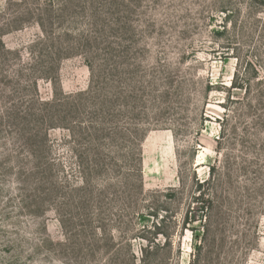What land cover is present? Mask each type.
<instances>
[{
    "label": "rangeland",
    "instance_id": "rangeland-1",
    "mask_svg": "<svg viewBox=\"0 0 264 264\" xmlns=\"http://www.w3.org/2000/svg\"><path fill=\"white\" fill-rule=\"evenodd\" d=\"M201 244L264 264V0H0V264Z\"/></svg>",
    "mask_w": 264,
    "mask_h": 264
},
{
    "label": "trees",
    "instance_id": "trees-1",
    "mask_svg": "<svg viewBox=\"0 0 264 264\" xmlns=\"http://www.w3.org/2000/svg\"><path fill=\"white\" fill-rule=\"evenodd\" d=\"M40 26L42 27V29H43V39H48L49 38V33L47 32V30H46V28H45V26L43 25V23H41L40 22ZM207 231V230H206ZM202 244L201 245H198L197 247H196V253L194 254V259H193V261L191 262V264H195V263H197V262H199V260H200V257H201V251H202Z\"/></svg>",
    "mask_w": 264,
    "mask_h": 264
}]
</instances>
